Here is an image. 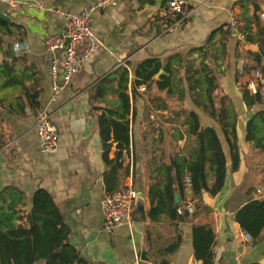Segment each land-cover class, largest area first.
Masks as SVG:
<instances>
[{
    "label": "crops",
    "instance_id": "1",
    "mask_svg": "<svg viewBox=\"0 0 264 264\" xmlns=\"http://www.w3.org/2000/svg\"><path fill=\"white\" fill-rule=\"evenodd\" d=\"M187 1L190 15L172 32H165L168 23L161 17L163 5L152 0H118L112 8L96 9L93 29L102 45L82 62L72 82L58 97L53 98L48 75L51 56L45 49L44 41L62 31L65 23L62 13L81 12L92 6L94 0H0V12L20 26V34H15L12 42L0 50V62L23 54L25 65L36 71L28 76L20 74L15 68L5 76L0 74V208L6 209L12 200L21 197L25 203L15 208L19 210L20 218L14 220L15 225L25 224L33 193L43 189L50 194L71 227L70 244L79 250L88 264H203L194 258L192 225H208L212 229L213 264H264V226L260 234L254 237L242 229L235 219L236 213L247 203L264 199V165L259 166L264 152L257 151L244 140L247 121L255 112L264 111V100L248 109L240 99L249 73L237 75L238 91L224 88V94H217L216 88L214 96L216 104L220 100H223L225 107L231 104L238 116L237 141L234 142L239 157L238 169L230 171L229 151L224 146L228 167L225 184L214 197L204 192L200 196H185L184 201L190 200L193 206V213L187 220L163 218L159 222H152L148 218L150 173L147 166L149 156L146 155L154 144V148L159 147L163 151V162L168 163L171 155L184 150L185 141H171L175 150L170 153L164 148L165 141H141L140 134L147 124L142 116L139 121L136 120L134 141L129 142L128 151H121L112 143L107 153L111 164H106L103 159L97 127V116L102 111L95 108L105 105L93 101L92 95L94 87L114 71L126 67L130 71L129 63L136 64L154 56L163 58L175 52L185 60L189 50L204 46L211 32L219 27H223L224 32L229 30L231 36L226 41L227 58L217 65L209 60L210 68H215L220 79L225 75L226 65L237 67L240 62L243 69L251 59L247 53H259V45L240 41L230 23L237 21L239 31L243 33L241 13L244 5L252 31L255 32L256 24H264V17L261 16L264 14V0ZM254 5L258 7L255 13ZM220 39L218 35L215 37V47ZM16 44L23 48L17 50L14 47L15 54H11L10 45ZM57 59L61 68V55H57ZM263 66L264 61L255 69L261 70ZM238 69L240 71L239 66ZM129 78L134 79L132 74ZM9 80L13 84L4 85ZM21 80L25 87L20 84ZM36 82L40 87L37 100L40 111L49 114L58 133L57 147L53 150L42 146L34 128L36 114L31 90ZM255 82L263 84L264 80ZM143 91L144 87H140L138 92L142 94ZM152 92L159 95L154 97ZM145 96L169 99L164 92L156 89ZM170 99L175 100V97ZM235 100L239 103L238 110L235 109ZM145 104L152 108L146 99ZM186 106L196 110L189 102ZM165 113L154 110L150 119H157L162 130L167 126L172 129L158 116ZM200 118L206 126L220 131L212 119L204 115ZM222 143L225 145L224 141ZM120 152V157L116 158ZM246 156L251 161L249 166ZM114 166L116 170L113 172L111 169ZM254 176L258 177L257 182H252ZM129 183L142 198L147 218L138 222L131 216L130 221L107 234L103 231L101 199ZM174 202L179 203V197L174 195ZM243 232L249 234L248 240L243 238ZM175 243H178L177 248L167 252Z\"/></svg>",
    "mask_w": 264,
    "mask_h": 264
},
{
    "label": "trees",
    "instance_id": "2",
    "mask_svg": "<svg viewBox=\"0 0 264 264\" xmlns=\"http://www.w3.org/2000/svg\"><path fill=\"white\" fill-rule=\"evenodd\" d=\"M239 3L243 4L242 1ZM257 10L258 7L254 5V13ZM241 15L244 41L259 45V53H247L251 58L249 65L255 69L264 61V24H256L257 30L254 32L244 5ZM19 31L20 26L14 22L8 24L0 20V50L5 44L12 42L15 34H20ZM217 35L221 39L215 47ZM228 39H231L230 31L224 32L223 27H219L211 32L204 46L189 50L185 60L178 52L163 58L149 57L136 64L129 63L130 71L127 67L114 71L94 87L92 100L105 105L103 108L96 107L95 110L102 111L97 116V127L106 164H111L107 153L112 143L116 144L117 149L127 152L129 142L134 141V125L137 120L135 103L140 96L156 89L164 92L167 98L175 97L179 104V108H170L165 98L146 97L152 108L146 107L143 122L147 124L145 123L146 128L140 134L141 141H163L160 124L157 119H150L155 110L166 112L158 116L162 122L172 126V140L186 143L184 150L171 155L168 163L163 162V151L159 147L154 148V144L146 151L150 173L148 218L152 222H159L163 218L185 221L191 217L184 208L181 214L177 213V209L183 207L185 175L191 180L193 196H200L204 192L214 197L222 190L228 170L224 146L229 151L230 171L238 169L239 157L234 144L237 141L238 116L231 104L225 107L223 100L218 104L214 102L216 77L209 66V60L217 65L220 60L227 58ZM17 41L20 42L21 39L18 38ZM15 68H18L20 74L28 76L36 73L25 65L23 54L0 62L2 76ZM236 70L239 75L237 67ZM261 70L264 78V66ZM249 72L244 66L240 74L246 75ZM130 74L134 79L129 78ZM10 84H13L12 80L4 83ZM20 84L25 87L23 80ZM140 87H144L142 94L138 92ZM257 87L255 94H251L247 88L241 92L240 99L248 109L264 100V83L257 84ZM39 88L37 82L32 90L28 87L33 91L32 105L36 115L41 110L37 102ZM188 102L200 113L188 109ZM201 115L212 119L220 131L206 126ZM140 126L141 124L138 127ZM244 140L251 143L257 151L264 152V111L255 112L247 121ZM120 155L121 152L117 153L116 158ZM115 170L116 166L111 169L113 172ZM175 194L180 200L177 204L174 202ZM24 203L17 196L6 209L0 208V264H88L79 250L70 244L71 227L48 192L36 190L26 212L25 224L15 225L14 220H20L19 210L15 208ZM235 219L242 229L257 237L264 226V199L247 203L236 213ZM191 235L194 258L203 264H213L212 229L208 225H192ZM177 246L178 243H175L166 251L173 252Z\"/></svg>",
    "mask_w": 264,
    "mask_h": 264
},
{
    "label": "built area",
    "instance_id": "3",
    "mask_svg": "<svg viewBox=\"0 0 264 264\" xmlns=\"http://www.w3.org/2000/svg\"><path fill=\"white\" fill-rule=\"evenodd\" d=\"M152 1L163 5L161 17L168 23L165 32H172L179 23L185 21L190 15L187 11V0ZM117 2L118 0H94L92 6L84 8L81 12L62 13L65 19L62 31L47 37L44 41L45 49L51 56L48 75L53 98L58 97L59 93L72 82L73 77L79 72L82 62L90 57L97 47L102 45L100 38L93 29L94 11L96 9L112 8L116 6ZM261 16L264 17V14ZM230 27L237 33L238 39L243 41L244 34L239 31L238 22L233 20ZM14 47L17 50L23 48L19 44ZM57 55H61V68ZM239 67L241 72V63ZM248 77L246 88L251 94H255L258 90L255 80H264L262 72L253 69L249 72ZM34 128L45 149L53 150L57 147L58 133L46 111H40L36 115ZM191 188V180L188 175H185L183 179L184 197H187V195L191 197ZM137 197L138 195L132 183L103 196L100 202V210L103 216V231L105 233L110 234L117 227L130 221ZM183 208L189 214L193 213L190 200L183 201V207L178 208L177 213L181 214ZM242 236L245 240L250 238L246 232H243Z\"/></svg>",
    "mask_w": 264,
    "mask_h": 264
},
{
    "label": "rangeland",
    "instance_id": "4",
    "mask_svg": "<svg viewBox=\"0 0 264 264\" xmlns=\"http://www.w3.org/2000/svg\"><path fill=\"white\" fill-rule=\"evenodd\" d=\"M249 63H250V61L247 62L246 68L251 71V70H253V66L249 65ZM238 66H240V62L237 64V68H238ZM255 68H259V67H255ZM211 70L215 74V76H217L216 70H215V68L213 66H212V69ZM224 73H225V75H223L222 79H220V77L217 76L219 78V79H217V81H218V83H217V89H218L217 90V94H220V93H223L224 94L225 93L224 88L225 89H228L229 91H232V92L238 91V90H236V83H237V81H236V78H237L236 66L233 65L232 67H228V65H226V68L224 70ZM239 75H240V71H239ZM152 95H155L154 97H156V96L159 95V93L158 92H152ZM143 96H144V102L142 101ZM143 96H140L137 99L136 103H135L136 104V107L138 109V111H137L138 112V114H137V116H138L137 121H139L141 119V117L144 116V114H145V109L144 108L146 107V104H145L146 96L145 95H143ZM162 97H164V96L162 95ZM216 99L219 100L218 97ZM167 102H168V105H169L170 108H174V107L179 108V104L177 102H175L174 99H170L169 98L167 100ZM234 103H235V109L238 110V108H239L238 101L235 100ZM171 133H172L171 127H168L167 126L163 130V141H165L164 148H165V150L168 153L173 152L175 150L174 144L171 142V141H173L172 138H171ZM176 147H178V146H176ZM246 162H247V166L251 165V161H250L249 156H246ZM263 165H264V158L259 163V166H263ZM257 180H258V177H256V176H254L252 178V182H257ZM239 183H240V181H239Z\"/></svg>",
    "mask_w": 264,
    "mask_h": 264
},
{
    "label": "water",
    "instance_id": "5",
    "mask_svg": "<svg viewBox=\"0 0 264 264\" xmlns=\"http://www.w3.org/2000/svg\"><path fill=\"white\" fill-rule=\"evenodd\" d=\"M0 20L6 22V23H11V19L8 15H6L5 13L0 12ZM10 52L11 54H15V49L13 45H10ZM175 197H178L177 194H175ZM132 218L135 221L138 222H143L146 220L147 215H146V211L144 209V202L142 200V198L137 197L135 204H134V208L132 211Z\"/></svg>",
    "mask_w": 264,
    "mask_h": 264
}]
</instances>
